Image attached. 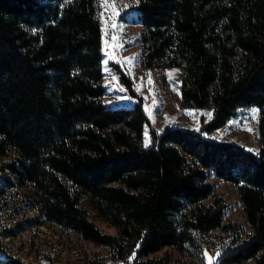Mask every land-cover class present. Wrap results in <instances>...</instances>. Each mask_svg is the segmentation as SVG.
Instances as JSON below:
<instances>
[{
	"label": "trees",
	"instance_id": "1",
	"mask_svg": "<svg viewBox=\"0 0 264 264\" xmlns=\"http://www.w3.org/2000/svg\"><path fill=\"white\" fill-rule=\"evenodd\" d=\"M134 8L143 65L181 68L182 104L211 109L210 118L159 132L115 62L133 103L104 101L98 0H0V214L21 229L12 208L22 193L44 222L129 264L203 262L208 235L223 234L215 264H264V0H136ZM248 106L259 108L257 150L210 136ZM210 174L236 185L249 230L225 219ZM91 210L117 232L102 230ZM13 234L0 227V240ZM166 247L179 257L156 255ZM0 251V264H29L1 241Z\"/></svg>",
	"mask_w": 264,
	"mask_h": 264
},
{
	"label": "rangeland",
	"instance_id": "2",
	"mask_svg": "<svg viewBox=\"0 0 264 264\" xmlns=\"http://www.w3.org/2000/svg\"><path fill=\"white\" fill-rule=\"evenodd\" d=\"M135 1L98 0L104 32L103 70L106 93L103 99L109 105H131L133 103V99L126 93L118 74L111 65V62H115L129 75L136 91L144 97L149 119L159 132L167 126L198 128L201 117L210 118L212 111L206 108H188L182 104L181 68L154 67L148 69L142 63V43L140 41L142 25L137 20ZM106 3L115 4V10L106 7ZM114 11L118 14H114ZM258 115L257 106L239 108L237 114L226 125L212 132L210 136L216 140L236 143L246 149L257 150L260 146ZM146 141L149 144L148 129L145 132L144 143ZM210 181L216 192L223 195L227 203L225 219L237 220L242 224L243 230H249L236 185L214 174H210ZM21 198L22 193L14 196V207L12 208V211H15L16 220L21 222V229L7 214H0V227L8 225L15 230V234L3 236L0 240L8 252L19 256L29 264H87L89 259L98 256H101L102 260H100L103 264H114L111 262L113 257L106 246L85 239L74 231H65L55 224L44 222L38 212L23 203ZM91 215L102 230L117 232L115 226L96 215L93 210H91ZM219 233L223 232L220 230ZM208 237L212 242L203 248V262L184 256L189 263L209 264V258H211V264L217 262L227 246L228 239L224 234L222 236L208 235ZM166 250L171 252L174 259L179 257L173 247H166L156 255ZM0 254L5 253L0 251ZM117 261L129 262L122 259H117Z\"/></svg>",
	"mask_w": 264,
	"mask_h": 264
},
{
	"label": "snow or ice",
	"instance_id": "3",
	"mask_svg": "<svg viewBox=\"0 0 264 264\" xmlns=\"http://www.w3.org/2000/svg\"><path fill=\"white\" fill-rule=\"evenodd\" d=\"M106 7H109V8H112V9H114L115 10V4H107L106 3V5H105ZM114 14H118V13H116L115 11H114ZM113 26H115V25H113ZM171 75V74H170ZM253 111H255V110H253ZM148 146V142L146 141L145 142V147H147ZM249 151H252V149H249ZM139 245H137V247H138ZM209 264H211V258H209Z\"/></svg>",
	"mask_w": 264,
	"mask_h": 264
},
{
	"label": "built area",
	"instance_id": "4",
	"mask_svg": "<svg viewBox=\"0 0 264 264\" xmlns=\"http://www.w3.org/2000/svg\"><path fill=\"white\" fill-rule=\"evenodd\" d=\"M114 264H129V262H119L117 261V258H113V261H111Z\"/></svg>",
	"mask_w": 264,
	"mask_h": 264
}]
</instances>
